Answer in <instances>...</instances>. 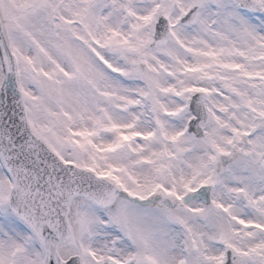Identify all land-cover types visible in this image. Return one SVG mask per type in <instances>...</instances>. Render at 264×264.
Returning a JSON list of instances; mask_svg holds the SVG:
<instances>
[{
    "label": "snow or ice",
    "instance_id": "snow-or-ice-1",
    "mask_svg": "<svg viewBox=\"0 0 264 264\" xmlns=\"http://www.w3.org/2000/svg\"><path fill=\"white\" fill-rule=\"evenodd\" d=\"M0 264H264V0H0Z\"/></svg>",
    "mask_w": 264,
    "mask_h": 264
}]
</instances>
